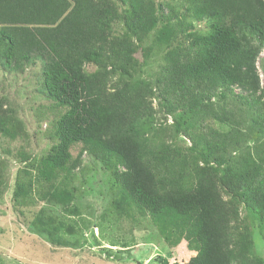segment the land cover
I'll use <instances>...</instances> for the list:
<instances>
[{
  "label": "trees",
  "instance_id": "1",
  "mask_svg": "<svg viewBox=\"0 0 264 264\" xmlns=\"http://www.w3.org/2000/svg\"><path fill=\"white\" fill-rule=\"evenodd\" d=\"M185 1L183 20L189 16L204 22L206 30L192 36L185 59H176L153 79L132 80L131 87L156 92L159 106L173 117L174 132L188 138L187 152L168 144L166 137L155 144L139 134V126L151 124L152 111L143 103L127 104L124 89H106L105 60L125 70L130 37H149L158 20L154 12L162 17L160 3L0 0V64L22 70L40 62L42 88L59 107L54 142L37 169L34 198L59 200L67 189L62 176L75 164L70 149L81 145L112 175L123 167L119 179L126 214L129 197L133 209L147 213L169 242L184 237L200 244L186 264H224L231 258L242 264L233 252L224 251L228 241L243 245L246 239L238 233L229 238L230 216L220 205L218 183L226 179L232 185L229 193L243 204V216L264 223L263 167L250 157L237 158L239 135H251L254 144L264 138V87L260 89L255 67L258 49L251 44L264 40V0ZM120 23L121 37L109 41ZM84 64L96 69L87 72ZM215 97L224 101L218 111L205 107ZM1 108L0 132L13 137L9 109ZM236 108L248 117L237 120ZM19 177L17 173L13 196L28 203L31 184L27 176L20 185ZM45 232L52 238L48 228Z\"/></svg>",
  "mask_w": 264,
  "mask_h": 264
},
{
  "label": "rangeland",
  "instance_id": "2",
  "mask_svg": "<svg viewBox=\"0 0 264 264\" xmlns=\"http://www.w3.org/2000/svg\"><path fill=\"white\" fill-rule=\"evenodd\" d=\"M152 1L156 6L162 5V17L154 12L158 20L148 38L141 33H133L134 37H130L132 53L123 70L125 73L121 72L117 62L109 64L105 60L106 89L108 92L124 89L123 99L127 104L143 103L152 111L151 124L139 126V134L150 137L155 144L166 137L168 144L187 152L188 138L174 132L173 117L159 106L156 92L154 95L140 85H131H135L132 80L138 78L153 79L160 71L172 67L176 59H185L192 36L205 31L206 26L189 16L183 20L181 13L187 6L185 0ZM114 28L109 41L121 37L123 24ZM119 41L121 46L123 39ZM251 44L258 49L255 67L261 89L264 87V40H252ZM171 56L174 58L169 59ZM84 69L94 71L96 66L84 64ZM41 84L40 62L25 65L22 70L2 68L0 64V106L3 110L9 109L10 121L15 125L13 137L0 132V264L188 263L197 255L200 244L184 237L175 244L169 242L147 213L133 209L127 194L130 213L126 214L122 209L125 192L119 179L123 167L118 166V176L112 175L81 145H73L70 149L75 164L62 176L67 189L57 197L59 200L34 198L37 197L34 189L37 169L54 142L53 131L59 113V107L45 95ZM222 102L215 97L205 107L218 111L217 105ZM231 103L228 101L227 106ZM235 112L239 121L248 117L245 110L236 108ZM237 138V142L241 140L239 146L242 148L237 158L256 160L264 173V138L257 142L254 139L255 144L251 142V135ZM17 173L21 176L17 178L20 185L25 184L27 176L31 184L28 203H23V197L13 196ZM218 184L220 205L230 216L229 238H235L238 233L246 239L243 245L228 241L224 251L233 252L242 264H264V223L257 224L243 216V204L232 198L229 193L232 185L226 179ZM47 228L52 238L45 232ZM224 264L238 262L231 258Z\"/></svg>",
  "mask_w": 264,
  "mask_h": 264
}]
</instances>
